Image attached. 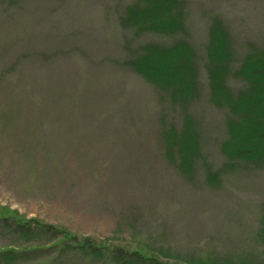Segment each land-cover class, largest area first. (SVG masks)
Listing matches in <instances>:
<instances>
[{"label": "rangeland", "instance_id": "rangeland-1", "mask_svg": "<svg viewBox=\"0 0 264 264\" xmlns=\"http://www.w3.org/2000/svg\"><path fill=\"white\" fill-rule=\"evenodd\" d=\"M135 1L0 0V210L108 252L264 264V164H239L217 185L205 179L206 167L225 162L230 117L210 101L208 29L220 19L238 58L247 44L264 47V0H182L186 31L170 37L123 26ZM177 40L196 52L187 114L126 65L146 43ZM172 127L198 137L191 172L173 159ZM6 225L0 219V250L27 251L15 264H114L59 247L32 252L50 242H25Z\"/></svg>", "mask_w": 264, "mask_h": 264}, {"label": "trees", "instance_id": "trees-1", "mask_svg": "<svg viewBox=\"0 0 264 264\" xmlns=\"http://www.w3.org/2000/svg\"><path fill=\"white\" fill-rule=\"evenodd\" d=\"M185 17L182 0H136L126 7L122 22L134 36L153 33L170 37L185 34ZM223 25L220 19H214L205 43L210 101L230 115L225 124L226 138L220 145L225 162L218 168L206 167L205 179L211 185H217L225 171H232L239 164L256 167L264 164V47L247 44V50L238 58L233 38ZM195 54L193 46L179 40L168 45L146 43L126 65L154 89L166 94L173 105L183 107L187 114V107L197 93ZM230 81L234 85L230 86ZM186 122L191 127L189 117ZM169 130L166 134L172 141L171 152L177 167L182 172H191L199 156L197 135L188 127L183 132L173 127L170 133ZM0 219L8 222L6 226L25 242H50L48 248H32V252L46 253L59 247L82 255H106L114 264H181L164 263L155 257L119 248L108 252L106 246L97 245L93 239L1 210ZM21 248L19 245L1 249L0 264H15L26 256L27 251ZM187 264L208 263L195 260Z\"/></svg>", "mask_w": 264, "mask_h": 264}]
</instances>
